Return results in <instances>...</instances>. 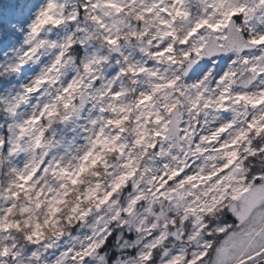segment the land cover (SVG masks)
Masks as SVG:
<instances>
[{
  "label": "snow or ice",
  "instance_id": "snow-or-ice-1",
  "mask_svg": "<svg viewBox=\"0 0 264 264\" xmlns=\"http://www.w3.org/2000/svg\"><path fill=\"white\" fill-rule=\"evenodd\" d=\"M9 3L0 264H39L54 247L44 229L63 236L59 206L87 176L66 222L98 215L55 264H109L111 251L117 264H264V0Z\"/></svg>",
  "mask_w": 264,
  "mask_h": 264
},
{
  "label": "clouds",
  "instance_id": "clouds-1",
  "mask_svg": "<svg viewBox=\"0 0 264 264\" xmlns=\"http://www.w3.org/2000/svg\"><path fill=\"white\" fill-rule=\"evenodd\" d=\"M79 97H77V100ZM119 161L116 159H113V157H109V163L112 165H116ZM100 173V183L102 185L100 193L98 195L103 194V191L105 190V186L108 184L110 177H107L104 175L103 168L98 169ZM112 171H116L115 167L112 168ZM96 182V178L94 176H87L86 177V183L84 185H81L80 188L76 189V192L83 191L84 188L88 187L89 185H92ZM76 192H73L72 195L68 196L67 199L69 201L68 204L61 205V211L56 214V219L60 221V228L63 230V236L59 239L55 238L53 236V229L45 228V240L49 243H52L54 247L52 249H63L69 246H76L77 245V238H83L85 234L88 233L89 229L91 228V222L95 216L98 215L95 211L88 216L85 221L78 222L76 220H73L72 224L69 225L66 222V217L70 214V209L75 205L76 202ZM123 195H127V191L123 193ZM118 199L120 197H117ZM95 207V200L91 203H84L81 205L82 209H88V208H94ZM103 214V213H100ZM41 223H43V218L41 217ZM22 248L25 247L23 243L20 245ZM105 251H108V249H102L101 254H103ZM52 259L50 256H45V253H42V259L39 262V264H55L56 257ZM119 258V255L116 251H111L108 256V260L111 259V264H117V260Z\"/></svg>",
  "mask_w": 264,
  "mask_h": 264
},
{
  "label": "rangeland",
  "instance_id": "rangeland-1",
  "mask_svg": "<svg viewBox=\"0 0 264 264\" xmlns=\"http://www.w3.org/2000/svg\"><path fill=\"white\" fill-rule=\"evenodd\" d=\"M0 4L3 5L2 8H0V16H3V18L6 20L8 18V16H9L11 5L9 3V0H0ZM61 35H62V33H61ZM19 46H20V38H19V36H17L16 41L14 42L12 47L16 48V47H19ZM77 51L80 53V55H83L82 50L78 49ZM12 55H13V52L10 49L7 52V56L0 57V59L7 60V59H10L12 57ZM50 58H51L50 56H46V57H42V60L47 61ZM116 71H117V68L114 66V62H113V66H106V71H105L106 78H111L113 75H115ZM31 75H32V73L28 69H26L23 73L20 74L19 77H12L11 78V82L13 84H15L16 88H18L21 83L27 84L29 82V77ZM72 75H73V73L69 72L68 73V78L70 79L72 77ZM37 102H38V100L35 99V98H33V100L31 101L32 104H35ZM88 108H91V104L86 105L85 111L82 113V116L84 117V119H82L79 123L86 124L87 116H88V112H87ZM96 114L97 113L94 112L92 114L93 117H95ZM72 127L73 126L69 125L67 128H65L64 126L61 125L60 130L58 131V137H59L60 134L65 135L69 139H71L72 137L76 136V132L72 131ZM77 131H79V130H77ZM76 143H77V145H82V144L85 143V141L83 139H78L76 141ZM64 249L65 248H63V249H49L45 253V256H50L52 259H54L55 256L59 255V252L64 250ZM93 264H95V262H93Z\"/></svg>",
  "mask_w": 264,
  "mask_h": 264
},
{
  "label": "trees",
  "instance_id": "trees-1",
  "mask_svg": "<svg viewBox=\"0 0 264 264\" xmlns=\"http://www.w3.org/2000/svg\"><path fill=\"white\" fill-rule=\"evenodd\" d=\"M5 6V5H4ZM60 127L61 126H58V131L60 130ZM114 235H115V233H114ZM111 239V238H110ZM133 254H134V252H133ZM109 264H111V259H109Z\"/></svg>",
  "mask_w": 264,
  "mask_h": 264
}]
</instances>
